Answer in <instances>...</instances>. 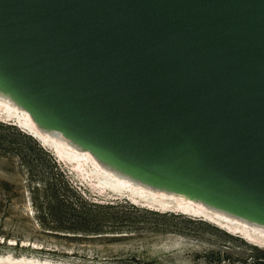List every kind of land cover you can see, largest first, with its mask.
Here are the masks:
<instances>
[{
  "label": "water",
  "instance_id": "obj_1",
  "mask_svg": "<svg viewBox=\"0 0 264 264\" xmlns=\"http://www.w3.org/2000/svg\"><path fill=\"white\" fill-rule=\"evenodd\" d=\"M0 92L99 162L264 225V0H0Z\"/></svg>",
  "mask_w": 264,
  "mask_h": 264
},
{
  "label": "rangeland",
  "instance_id": "obj_2",
  "mask_svg": "<svg viewBox=\"0 0 264 264\" xmlns=\"http://www.w3.org/2000/svg\"><path fill=\"white\" fill-rule=\"evenodd\" d=\"M0 122L4 143L14 141L18 130L27 134L17 140L18 150L0 147V181L11 184L8 191L0 189V259L6 260L0 264H245L264 251L201 217L158 212L124 197L100 195L82 171L10 121ZM37 146L86 201L84 215L91 226L101 224L98 233L48 231L51 222L40 218L37 205L44 202L45 185L55 168ZM85 168L98 170L90 158Z\"/></svg>",
  "mask_w": 264,
  "mask_h": 264
},
{
  "label": "bare ground",
  "instance_id": "obj_3",
  "mask_svg": "<svg viewBox=\"0 0 264 264\" xmlns=\"http://www.w3.org/2000/svg\"><path fill=\"white\" fill-rule=\"evenodd\" d=\"M0 120L10 121L20 127L42 145L50 148L59 160L82 171L81 176L88 179L89 184L100 195L124 197L132 203L142 204L158 212L178 211L181 214L201 217L203 220L218 224L232 234L238 233L250 243L264 247V225L212 208L183 194L146 185L99 162L88 150L70 141L60 132L40 128L25 109L1 92ZM88 158L98 170L85 168ZM4 261L6 260L0 259V263Z\"/></svg>",
  "mask_w": 264,
  "mask_h": 264
},
{
  "label": "trees",
  "instance_id": "obj_4",
  "mask_svg": "<svg viewBox=\"0 0 264 264\" xmlns=\"http://www.w3.org/2000/svg\"><path fill=\"white\" fill-rule=\"evenodd\" d=\"M0 124H2V122H0ZM16 135L14 141L5 142L6 144L0 141V147L6 150H18L16 147V145L19 144L17 140L27 134L18 130ZM37 148L48 156L47 153L42 151L41 147L37 146ZM48 158L52 161L53 165L51 167H54L55 171L52 170V174L45 185L42 195L44 202L37 205L40 218L45 221L48 218L50 220L48 223L51 222L52 226H49L48 231H52L59 235H62L61 233L63 232L77 233L78 231L98 233L101 230V224H93V226H91L89 220L84 215L86 213L84 208V203L86 201L81 195H78L79 193L77 190L67 181L63 171L60 170L61 168L55 165V161L52 160L50 156H48ZM10 186L11 184L9 182L0 181L1 190L8 191ZM48 189L50 190L49 192ZM72 218L73 220H69ZM18 243L19 242L16 240L15 245H18ZM245 264H264V251H257L254 259L250 262H245Z\"/></svg>",
  "mask_w": 264,
  "mask_h": 264
}]
</instances>
